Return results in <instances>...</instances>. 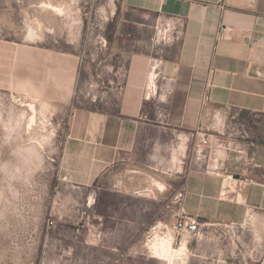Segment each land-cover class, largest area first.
Wrapping results in <instances>:
<instances>
[{
    "label": "crops",
    "instance_id": "0c3cea01",
    "mask_svg": "<svg viewBox=\"0 0 264 264\" xmlns=\"http://www.w3.org/2000/svg\"><path fill=\"white\" fill-rule=\"evenodd\" d=\"M116 2L106 36L125 62L124 93L111 90L72 112L58 156L55 203H88L94 188L98 205L111 179L118 187L112 191L121 195L150 191L157 180L167 199L163 223L174 226L184 211L212 230L214 242L222 229H243L249 236L246 264H264V140L240 123L253 117L263 126L264 0ZM167 18L182 33L161 54L158 86L165 100H148L152 38L157 22ZM214 110L228 111L239 122L229 140L236 148L221 158L197 153L201 138L214 131L207 119ZM180 193L182 200L176 198ZM251 213L258 230L243 227ZM226 249L216 250L215 263H227Z\"/></svg>",
    "mask_w": 264,
    "mask_h": 264
},
{
    "label": "rangeland",
    "instance_id": "374dc122",
    "mask_svg": "<svg viewBox=\"0 0 264 264\" xmlns=\"http://www.w3.org/2000/svg\"><path fill=\"white\" fill-rule=\"evenodd\" d=\"M116 4L0 0V264H168L150 249L165 224L167 199L157 180L150 191L121 195L111 179L98 205L94 188L88 203H55L58 156L72 112L116 92L122 79L124 59L106 36ZM207 119L226 133L239 128L228 111L214 110ZM245 119L247 132L264 140V119L263 126ZM255 218L249 214L243 227L258 230ZM201 223L197 239L183 245L170 228L180 250L173 264H218L213 255L225 246L226 264H246L243 229H222L214 242Z\"/></svg>",
    "mask_w": 264,
    "mask_h": 264
},
{
    "label": "built area",
    "instance_id": "2783aa9c",
    "mask_svg": "<svg viewBox=\"0 0 264 264\" xmlns=\"http://www.w3.org/2000/svg\"><path fill=\"white\" fill-rule=\"evenodd\" d=\"M181 30L178 24L171 18H167L166 20L158 21L155 26L154 36L152 38V46L155 50V56L151 58L150 71L148 76V85H147V99L148 100H165L161 98L159 95V79L162 77V67L164 64V60L161 54L164 50L177 42V40L181 37ZM105 44L106 40L104 39ZM122 79L116 82L115 90L118 94L122 95L124 93L125 84L124 79L126 77V68L125 66L121 69ZM167 94L171 93L170 91H166ZM164 97L166 95L164 94ZM161 98V99H160ZM210 102V96L207 95L203 101V110H205ZM224 126H220L218 130L213 127V132L210 135H204L198 146L197 153L204 156H210L212 154H217L219 152H224L225 150L236 148V143L234 140L229 141L235 137V133H227L223 131ZM228 135L229 139L224 141L222 136ZM63 181H68V176H64L62 178ZM184 197L183 193L178 194L176 197L179 200H182ZM181 218L174 225L170 226L168 224H164V227L160 231L164 235L169 234L170 228L174 236L179 240V244L183 245L184 243H188L191 239H197V236L201 233L202 223L197 217L191 216L186 212H182ZM54 221L50 220L49 225H53ZM158 228V227H156Z\"/></svg>",
    "mask_w": 264,
    "mask_h": 264
},
{
    "label": "bare ground",
    "instance_id": "6f19581e",
    "mask_svg": "<svg viewBox=\"0 0 264 264\" xmlns=\"http://www.w3.org/2000/svg\"><path fill=\"white\" fill-rule=\"evenodd\" d=\"M162 234V233H161ZM158 237L151 243L150 249L154 256L160 260L167 261L168 264H173L180 250L172 246L173 238L168 235H157Z\"/></svg>",
    "mask_w": 264,
    "mask_h": 264
}]
</instances>
